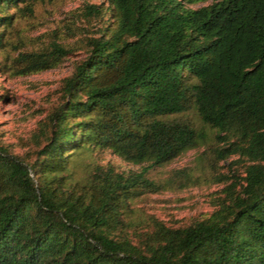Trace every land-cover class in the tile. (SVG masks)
Segmentation results:
<instances>
[{
    "label": "trees",
    "instance_id": "1",
    "mask_svg": "<svg viewBox=\"0 0 264 264\" xmlns=\"http://www.w3.org/2000/svg\"><path fill=\"white\" fill-rule=\"evenodd\" d=\"M200 1L83 5L96 25L74 39L85 53L36 120L31 157L0 143V264H264V0L189 6ZM30 3L0 0V49ZM72 47L50 38L8 67L48 69ZM190 107L226 165L209 212L133 222L131 200L156 187L143 169L106 162L73 176L79 153L157 165L198 145L206 133Z\"/></svg>",
    "mask_w": 264,
    "mask_h": 264
},
{
    "label": "rangeland",
    "instance_id": "2",
    "mask_svg": "<svg viewBox=\"0 0 264 264\" xmlns=\"http://www.w3.org/2000/svg\"><path fill=\"white\" fill-rule=\"evenodd\" d=\"M30 1V12L14 17L8 32L10 44L0 49V143L26 158L32 154L29 134L36 120L59 100L60 78L67 75L85 53L74 39L92 34L96 25L92 16L84 19L83 5L103 0ZM50 38L73 45L56 66L27 74H14L8 67L10 57L17 50L40 47ZM186 116L205 131V138L169 161L157 165L138 164L121 159L107 148L98 149L75 157L73 176L80 177L94 164L106 162L116 169H143L156 187L131 200L128 214L133 222L143 223L152 215L170 225L185 224L209 212L224 184L217 177L226 172V165L208 149V144L213 143L212 130L199 120L193 108L187 110Z\"/></svg>",
    "mask_w": 264,
    "mask_h": 264
}]
</instances>
